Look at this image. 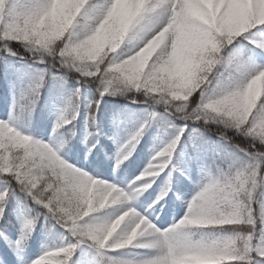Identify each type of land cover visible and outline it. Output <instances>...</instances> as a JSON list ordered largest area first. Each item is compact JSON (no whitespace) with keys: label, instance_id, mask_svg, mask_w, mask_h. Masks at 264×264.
I'll return each instance as SVG.
<instances>
[{"label":"snow or ice","instance_id":"snow-or-ice-1","mask_svg":"<svg viewBox=\"0 0 264 264\" xmlns=\"http://www.w3.org/2000/svg\"><path fill=\"white\" fill-rule=\"evenodd\" d=\"M0 61L24 82L0 118V221L14 199L23 216L15 241L6 224L0 238L18 250L42 217L65 230L59 245L19 264H264V0H0ZM69 74L77 86L53 132L77 118L85 85L99 94L84 103L91 122L107 95L148 106L139 126L117 140L113 171L153 122L182 121L124 188L63 159L64 142L13 123L21 100L31 110L46 83ZM190 137L198 138L194 150ZM191 161L207 175L183 218L158 228L147 217L172 189L173 173L186 175ZM161 173L167 179L143 214L129 204L114 217L98 215L135 200ZM129 247L139 251L123 257Z\"/></svg>","mask_w":264,"mask_h":264},{"label":"trees","instance_id":"trees-1","mask_svg":"<svg viewBox=\"0 0 264 264\" xmlns=\"http://www.w3.org/2000/svg\"><path fill=\"white\" fill-rule=\"evenodd\" d=\"M24 51L25 50L23 48H20L21 53H24ZM16 63H18L21 66H24L20 64L18 61H16ZM3 66H4L3 61H0V95H2V91L5 88V84H6V82H4L3 79L1 78V75L4 72ZM18 72L22 74L24 71L22 72L18 71ZM8 74H12L11 75L12 77L9 78L10 82L15 81L14 98L19 99L24 88L23 76L22 75L17 76L16 73L13 72L12 70L11 72H8ZM56 79H59V77H57ZM71 82L77 83L74 77L71 74H69L68 77L60 81L58 85L52 84L51 82L46 83L44 87L41 89L39 99L37 100L36 104L33 107H31V110H29L26 100L20 101V105H23V107L18 112L19 122L21 125L27 128L28 134L32 135L35 138L41 139V137L46 136V134H48L51 131L53 125L48 124L49 108L52 104H56L61 108L64 107L67 96H70L72 92V90H70L71 86L65 84L66 83L70 84ZM87 86L91 89L93 95L94 94L97 96L99 95L95 91V85H87ZM140 98L141 97L138 96V99ZM147 108L148 106L145 104L132 103V101L128 98V94L107 95L104 97L101 103V111L96 114L95 122H91L87 118V124H86V131L88 133L87 137L85 136V133L82 132L85 123L84 122L85 117H82L79 114L77 118L73 121L72 125L66 126L64 128V132L66 134V142L64 145L68 147L69 152L75 151L82 157L88 158V160H90V165L87 166L85 164L84 166L92 168L96 174L103 176L111 175L114 177H118L119 174L122 173H126L130 175L131 169H133L135 165L133 162L134 156L137 154L143 156L142 164H144L143 166L144 168L150 159L149 157L146 156L145 151L151 146L155 147L158 144V142L150 141V139L153 138V135L151 133L152 127L155 126V129L159 130L160 133L167 132V135L164 136V139L169 141L172 135L174 134L176 126L182 123V121L179 120H175V121L169 120L168 124H162L161 122H153L151 127H149L146 130L143 138L140 140L139 144L136 145V148L133 151L132 155L128 158V160L125 161L121 169H119L118 171H113L101 165L103 150L106 151L107 148L112 146L110 138H113V140H115L116 142L118 139L119 140L126 139L135 130V128L139 126V123H141L143 119L146 118ZM155 110L162 111V108L160 106H156ZM82 112L87 116V113L84 109V105L81 104L79 113ZM109 113L112 114V117L109 116ZM169 124H171L172 126H169ZM156 125L159 126L161 125L160 126L161 128H159V126L158 128H156ZM207 128L214 130L217 128V125L210 123L209 125H207ZM89 133H91V135H89ZM204 135L209 136L212 139H215V131H207L204 133ZM233 138L237 142H244L243 137L241 136H234ZM194 139L196 140L198 138L194 137ZM195 140L188 141V149H193V150L196 149V144L194 143ZM93 143L96 145V147L92 149L91 153H89L88 149ZM200 164L201 163L199 161H191L190 163H188V172H191L194 178L197 177L196 173L194 172L196 166ZM23 195H24L23 193H18V196L20 197H23ZM16 206L17 203L14 199L13 201L10 202L9 211L6 213L7 221L6 222L0 221V225H4L5 223H8L13 218L11 211ZM19 208L23 212L22 207ZM53 224L54 221L49 222L42 217L37 222L35 231L33 232L32 236L28 237V240L25 242L26 243L25 246L27 247V249L29 250L34 249L36 247L35 244L37 241L43 244L45 243L54 244L56 242H60L61 241L60 234L64 233L65 230L60 225H55L53 227ZM259 227H260L259 224H257V228ZM121 255L123 257L130 258L129 256H127V254L124 251Z\"/></svg>","mask_w":264,"mask_h":264},{"label":"rangeland","instance_id":"rangeland-1","mask_svg":"<svg viewBox=\"0 0 264 264\" xmlns=\"http://www.w3.org/2000/svg\"><path fill=\"white\" fill-rule=\"evenodd\" d=\"M15 70L22 72L25 69H24V66H21L15 62ZM10 76H11V74H10ZM1 78L3 79V81H6V80L10 81L9 78H11V77L7 76L6 72L4 71L1 75ZM65 85H68V86L71 85L70 90L73 91L74 88L77 86V83L71 82V84L66 83ZM13 89H14V86H12V83H8L6 85L5 90L3 91V95L0 96V118H7V116H8L10 106L12 105L13 100H14ZM91 96H93L91 89H89L87 86H84L81 89V98H80L81 104L84 105L85 101L87 99H90ZM20 108H21V106L17 105L16 113H18V110ZM60 109L61 108L56 106L55 104H52L50 109H49L48 124H52L53 127H54L55 120L57 118V115H58ZM79 114L82 117H85V121H84L85 123H84L83 129H82L83 130L82 132L85 133V136L87 137V135H88V133L86 131L87 116L83 112L79 113ZM109 115L112 117L111 113H109ZM13 123L19 130H21L23 133L27 134V129L25 127H23L22 125H20V123L18 121V114H17V119L15 121H13ZM158 126L159 125H156V128H158ZM160 126H159V128H161ZM53 127H52L51 131L47 134V136L42 138V140H44L45 142L54 141L55 143H61V142L65 143L66 134L64 132V128L66 126L61 127L60 129H57L55 132H53ZM153 128L155 129V126H153L151 129L152 130L151 133L153 135V138H151L150 141L158 142V144L155 147H151L146 151L147 157H149V158H151V156L156 151L161 149L168 142V140L164 139V136L167 135V132L160 133L159 130H156V129L154 130ZM155 132H157V133H155ZM110 140L112 141V143H114V145L112 147H110L107 150V152L103 153L104 154L103 155L104 156L103 157L104 158L103 165L113 168L114 161H113L112 157L116 153L118 145H117V143H115L112 140V138ZM192 140H195L194 137H190L189 141H192ZM64 150L65 149L62 146L60 148L58 154L61 155V157L63 159H65L67 162L73 163L74 165H77V166H80L82 169H84V166H82L83 163L86 162L88 165L90 164V161L87 158H83L82 156L77 155L75 152L72 155H67L66 151H64ZM134 161H135L136 165L133 169L132 176H130V177H126V176L121 175V176H119V178H117L115 180H111L109 177H101V176L100 177L97 176V178H103L109 182H114L118 186L124 188L127 185V181L132 179V177L134 175L138 174L142 169V166H143L142 156L141 157H139V156L134 157ZM87 172L96 177L93 170H89ZM196 172H197V179L195 182L191 181V177H190L191 175L189 172H187V174L184 176H181L180 173H178V172L173 173V185H172V189L170 191L172 192V196L174 199H172V196H169V193H170V191H169L168 195L163 200L164 204L159 205V207H157V210L154 212H151V215L147 217L150 220V222L155 224L158 228L166 229V228L170 227L171 225H173L174 223H177L181 218H183V216L185 215V213L187 211L186 201L190 200L193 197V195L199 190L201 183L204 181V179L207 175V172L202 169L201 165L197 166ZM160 177H163V178H160ZM160 177H158L154 183L155 185H158L156 188L157 194L159 193L163 184L165 183V180L167 179V177L165 176L164 173H161ZM186 181L188 183L190 182L191 185L186 190V192L184 194H182L179 189L186 186V184H185ZM151 188H153V187L151 186L150 188L147 189V191ZM143 191H145V190H143ZM177 192H179L181 194L182 199L176 198ZM141 194L135 200L129 199L127 201L120 202L117 205L109 206L106 210H103L98 215L105 217V218L114 217L122 209L127 208V206L129 204H132L138 212L143 214L145 212V209L148 208V205L152 204V202L154 200L153 201H145L144 199L140 200ZM153 207H156V206L153 205ZM149 211H151V210L149 209ZM12 214H13V219H12V221L10 220L7 223L8 226L6 227V231L9 235L10 239L12 241H15L17 239L18 231L20 228L19 222L23 216V213L20 212L19 208L16 207L12 211ZM31 234H30V236H31ZM24 242L25 241H22L19 249L14 251L12 248L9 247V245L2 238H0V251H4V252H7L8 254H10V257L14 259L13 263L19 264L20 260L27 262L28 260H31V259L35 258L36 256L40 255L48 247H52V246H56V245L60 244V242H58L56 244H52V245L40 243V244L36 245L37 247L34 248L33 251H26L25 247H24V245H25ZM84 247H86V246H84ZM89 251H93V250L90 249ZM138 251L139 250L131 248V247L124 250V252L130 258L133 257L134 255H136V253Z\"/></svg>","mask_w":264,"mask_h":264},{"label":"clouds","instance_id":"clouds-1","mask_svg":"<svg viewBox=\"0 0 264 264\" xmlns=\"http://www.w3.org/2000/svg\"><path fill=\"white\" fill-rule=\"evenodd\" d=\"M100 40H101V42L103 41V36L100 37ZM261 83H264V82H261ZM255 87H258V85H254V88Z\"/></svg>","mask_w":264,"mask_h":264}]
</instances>
